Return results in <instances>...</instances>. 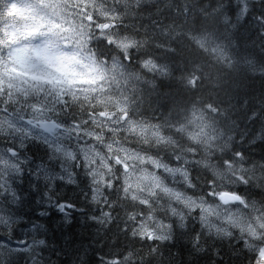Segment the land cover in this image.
I'll list each match as a JSON object with an SVG mask.
<instances>
[{"label": "clouds", "instance_id": "1", "mask_svg": "<svg viewBox=\"0 0 264 264\" xmlns=\"http://www.w3.org/2000/svg\"><path fill=\"white\" fill-rule=\"evenodd\" d=\"M124 2L127 4L128 0ZM13 3L19 5L20 0H0V104L13 109L18 119H23L27 113L28 123L41 128H46L49 121L56 124L53 116L63 121L62 117L68 114L56 109L53 101L61 104L67 101V106L80 115L82 123L84 114L89 111L95 112L93 119H98L102 111L114 112L116 120L127 111L132 118L140 97L133 99L123 94L114 72L117 65L128 67L133 49L139 52L136 44L126 47L120 44L126 35L119 30L123 14L118 15L117 24L112 28L102 29L99 34L89 29L81 38L74 39L67 32L53 27L51 20L59 23L57 17L45 19L50 14L41 0H31L32 8L44 13L40 19L22 18L18 12L12 11ZM208 6L206 3L205 7ZM132 7L138 8L139 0ZM221 8L225 13L223 22L212 29L211 38L203 42L193 41V46L207 59L209 66L221 72L209 75L197 65L196 71L186 75L184 86L197 95L187 106L186 114L171 124L168 132L173 138V148L179 149L185 159L189 155L194 158L197 171L203 178L201 183L207 185V190L196 187L195 192L199 193L197 202H202L210 214L199 211L198 216L192 218L199 222V230L203 233L200 241L204 251L199 253L211 249L215 255L217 250L219 254L226 250L233 240H247L252 246H264V196L249 199L238 190L240 186H257L264 177V160L252 155L264 153V0H226L219 8L213 7L211 12H205L203 8L201 12L203 17H210L219 13ZM187 11L185 8V15ZM32 29L38 31L29 35ZM244 33L255 47L241 50L237 41ZM188 39L192 40L191 33ZM139 70L151 73L153 77L170 75L169 69L151 55L141 56ZM118 91L122 98H117ZM201 92L205 95L201 96ZM156 99L162 112L172 110V102L160 97ZM4 122L8 127L13 126L9 117H5ZM65 151L72 153L70 159H64L62 153L58 155L65 168L70 169L76 151L72 148ZM92 151L91 146L85 151L90 166L94 163V157L89 155ZM25 155L28 158L25 167L28 168L33 158L27 152ZM50 155L48 153V158ZM43 165L49 170L48 177L40 167L32 168L33 176L42 182L47 202L64 213L58 207L63 204L58 203V199L69 186L82 190L77 176L57 179L59 171L47 163ZM0 170L3 171L0 184L15 188L9 177L16 181L22 175L8 167L7 159L0 161ZM186 172L187 179L191 172ZM57 180L63 181L59 191H56ZM209 185L216 196L208 194ZM92 188L90 204L98 202L96 197L103 194L101 186ZM259 188L264 189V186ZM226 191L239 194L243 202L233 200L226 203L219 199V194ZM160 194L156 191L150 198L160 197ZM137 195L144 197L149 193L140 190ZM20 199L18 196L13 202L10 194L0 192V209L12 211L7 205H15ZM201 216L206 219L202 220ZM3 224L4 236L11 240L13 225L7 220ZM39 241L45 243L44 239ZM0 251L7 254L6 264H20L14 250L2 247ZM73 264L79 262L74 260Z\"/></svg>", "mask_w": 264, "mask_h": 264}, {"label": "trees", "instance_id": "2", "mask_svg": "<svg viewBox=\"0 0 264 264\" xmlns=\"http://www.w3.org/2000/svg\"><path fill=\"white\" fill-rule=\"evenodd\" d=\"M65 1V3L60 2L57 9L65 21L64 32L74 39L81 38L89 29L99 34L102 30L101 25H108L107 29L112 28L117 24L118 15L123 14L124 19L119 23V30L126 35L120 42L127 45L136 44L139 48V52L133 49L136 55L133 54L128 67L117 65L114 69L123 94L130 95L134 99L137 96L140 97L137 102L138 107L132 114L131 124L125 126L121 120L114 123L115 125L110 123L111 119L104 117V114H109L106 111L100 112L98 119H93L96 114L94 111H89L93 117L88 114L84 116V120H91L92 126H82L80 129L93 131L94 139H98V134H100L104 142L109 141L135 153L162 160L170 168L179 166L183 169V166H186L187 171L191 172V182L195 183L197 188L207 190V185L201 183L203 178L197 171L194 158L189 155L185 159L179 149L173 148V138L168 136V132L170 125L175 123L181 115L186 114L187 106L195 100L197 95L184 86L186 75L196 71L197 65L209 75H219L221 72L220 69L209 66L207 59L193 46V41L203 42L205 39H210L209 33L218 23L223 22L225 15L221 8L219 13L203 17L201 9L211 12L213 7L219 8L226 3V0H139L138 8L132 7L136 4V0H128L127 4L124 0ZM206 3L208 7H205ZM185 8L188 10L186 15ZM195 26L197 27L194 28ZM190 32L192 40L188 39ZM237 44L241 46V50L256 46L254 43H249L247 33L240 37ZM148 50L150 51L147 52ZM147 55L154 56L161 65L167 67L170 75L153 77L151 73L139 70V57ZM116 95L118 99L122 98L120 91ZM200 95L203 96L205 93L201 92ZM157 97L172 102V110L162 112L158 107ZM253 100H256L255 96ZM11 113L12 115L15 113L8 114L13 126L8 127L4 118L0 117V129L4 130L5 135L8 133L20 135L16 129L25 127L20 125L17 118L13 120ZM126 113L128 114L127 111ZM65 118L71 121V116L68 114L63 116L62 120ZM53 119L77 134L76 131L79 129L74 126L76 121L62 123L56 116H53ZM77 120L80 121L79 114H77ZM128 124L129 122L126 123ZM72 132L69 137L62 136L63 149L79 147L83 154L85 151L80 145L82 139L79 136L81 133L85 135V132L80 131L77 138L72 137ZM31 136L32 139L29 140L31 146L27 154L33 159L29 161V170H26L20 179L13 183L21 199L15 205H7L12 211L4 212L0 209L2 213L0 214V248L8 247L14 250L20 264H73L74 260L79 264H109L112 260L119 261L120 264H247L248 259L253 255L246 249L238 251L243 249V241L238 240H233L226 250H221L219 255H215L211 249L205 253L197 252L192 246V239L197 234L203 236L199 230V222L193 220V214L188 215V210L183 204L171 200L164 193L160 194L164 205L162 206L160 202L154 215L163 219L165 223H172L173 230L168 233L151 222L149 227L158 228L159 234L170 236L171 239L161 243L159 251L162 255H149L152 242L144 240L137 232V228L141 231V226L137 223L138 214L144 211L147 216V210L135 203L124 192H115L114 189L111 193L106 192L104 180L101 181L99 178L107 177L112 173L104 169L101 163H95V161L93 166L98 168L95 176L98 185L95 186H101L103 194L98 196V202L88 203L92 195V187H95L92 183L93 177L86 175L85 170L80 169L77 180L82 190H74V186H69L58 199V203L75 205V208L68 210L70 215L66 218L65 214L59 212L55 205L47 202V198L43 196L42 182L38 181L32 173L33 167L39 168L45 163L54 166L56 171H60L58 163L47 159L48 153H53L55 145L45 143L44 138L37 139L38 136L35 133L31 132ZM97 146L103 149L101 145ZM105 151L103 149V153ZM177 155L182 157L179 164L175 159ZM252 155L264 160V153L260 155L253 153ZM95 159L97 158L94 157ZM183 161H187V164ZM61 174L64 173L61 172ZM180 177V172L175 176L165 173L161 179L176 191H184L187 182L180 181ZM33 185L36 187L34 188ZM62 185L63 181L57 180L56 191H59ZM262 186H264V177L260 178L257 186H240L238 190L249 199H259L264 196V189L259 188ZM186 194L192 196L193 199L199 195L191 189ZM105 196L115 205L110 208L105 207L101 202ZM169 204L171 208L177 210V216L171 215ZM134 214L136 215L135 220L132 219ZM181 214L184 216L186 214V223L183 228L179 227V215ZM194 214L198 216L199 211ZM20 216L23 218L20 219ZM4 220L13 225L11 240L4 236ZM33 237L36 239L29 244L19 245V241L26 239L30 241ZM39 239H44L45 243H34ZM9 241L12 242L11 245L8 244ZM202 242L207 244V241ZM28 245H31V248ZM6 260L7 254L0 251V264H6Z\"/></svg>", "mask_w": 264, "mask_h": 264}, {"label": "snow or ice", "instance_id": "3", "mask_svg": "<svg viewBox=\"0 0 264 264\" xmlns=\"http://www.w3.org/2000/svg\"><path fill=\"white\" fill-rule=\"evenodd\" d=\"M12 11L17 12V4H12ZM54 28L60 27V25L54 24ZM102 29H107L108 25H101ZM38 31V29H32L29 31V35L32 34V32ZM122 47L128 46L127 44L121 43ZM56 109H59L60 111H66L69 116H71V121H76L75 128L79 129L80 127H89L92 126L91 120H84L83 123L81 121L77 120V115L74 112V109L67 106V101L64 104H61L59 101H53L52 102ZM10 112L14 113L13 109L7 108L6 106L0 104V117H9L8 114ZM85 116L88 115V113L84 114ZM9 121L11 122V118H9ZM67 118H65L62 123H71ZM49 131L53 132L55 135V126H46ZM66 132H71V129H65ZM17 133H20V135H16L14 133H8L7 135L4 134V130L0 129V161H3L7 159L8 167L12 168L15 173L19 175H23L26 170H29V167L26 168L25 164L28 163V158L25 155V153L28 151L29 147L31 146L30 143L27 141L32 139L31 132L28 128L24 129H16ZM91 132L87 133L89 137L92 135ZM81 135H84V133H81ZM39 139V137H37ZM93 141L91 139L87 140L88 144H91ZM45 143H51L47 139H45ZM81 143H85V141H81ZM76 155L75 158L72 159L71 168L67 169L64 166V163L61 160L60 155L63 154L64 159H70L72 157V153L66 152L61 145L57 144L54 149L53 153L49 156V160L56 162L59 164V174L56 175L57 179H65L70 178L73 175H78L79 170L83 169L85 170V174L93 177V185L95 186L97 181L95 179L96 173H95V167L93 164L90 166L88 163V160L86 159V154L83 152L81 154V150L79 147L75 148ZM176 161L179 162L182 160V157L177 155L175 157ZM185 164H187V161H183ZM110 164L115 166V173L110 174L107 177H103L104 180V190L106 192L111 193L114 189L115 192H124L128 193L130 198L137 204H139L143 209L147 210V216H145L144 211H141L139 215V220L137 223L141 226L140 235L144 240L151 241V246L149 249V255L157 254L162 255L160 253V247L161 243L167 239L170 238V236L163 235V234H157V232L153 231L149 227V223H154L158 228L163 229L167 231L168 233H171L173 230L172 223H165L163 219L160 217H156L154 215L157 206L160 205V197L156 198H150L154 197V193L156 191H159L160 193L166 194L171 200H176L177 202L183 204L184 208L188 210V215L191 216L194 210L199 209L201 212H205L210 214V210L206 209L204 207V204L202 202H197L196 199H193L192 196H189L186 194V192L191 189L192 191H195L196 184L192 183L190 180L187 181V186L184 191H175L172 188L167 187L160 179V176L153 175L150 179L145 178L144 176H135L130 173H127L125 169L129 166L126 163H120L119 161H109ZM152 165H155L156 168H162L163 171L161 172V176L165 173H171L173 176H175L176 173L181 172L185 177H187V172L184 171L181 167L177 166L175 168H169L167 166L166 162H163L162 160H153ZM40 169L43 174L48 177L49 170L48 168H45L42 164L40 166ZM63 172L64 174H61ZM3 177V171L0 170V178ZM50 178V177H49ZM9 180L14 183L15 180H12L11 176L9 177ZM135 189V190H133ZM140 190H147L149 193V196L140 197L137 195V191ZM0 192H4L11 195V200L13 202L17 201L18 194L15 188H9L8 185L0 184ZM208 194L210 196H216V192L212 189V186L209 185L208 187ZM96 199L99 200V197H96ZM219 199L225 201L226 203L228 201H241L243 202V198L237 194L232 192H222L219 194ZM105 207H112L114 205V202H110L107 198V196L104 197L103 201H101ZM60 209H62L65 213V217L67 218L70 215L69 209L75 208V205L63 203L58 205ZM171 215L177 216V210L175 208H171V205H168ZM108 215V213H106ZM132 219H136V215L134 214L132 216ZM201 219H206V216H201ZM179 227L183 228L185 227L186 223V217L184 215H179ZM243 241V249H239L238 251H243L246 249L248 253L253 254L251 258L248 259L247 264H264V246H252L249 244L247 240H238ZM36 244H43L44 241H35ZM192 246L197 252L204 251L203 246L201 245L200 241V234H197L192 239ZM216 255H219V251L217 250ZM109 264H120L119 261L112 260L109 262Z\"/></svg>", "mask_w": 264, "mask_h": 264}, {"label": "rangeland", "instance_id": "4", "mask_svg": "<svg viewBox=\"0 0 264 264\" xmlns=\"http://www.w3.org/2000/svg\"><path fill=\"white\" fill-rule=\"evenodd\" d=\"M41 3H43L46 7H48V10H49L50 15L48 17H45V19H51V17H57L59 19V23H57L55 20H51L53 25L56 22L57 24H60L62 27H65V23L63 22V19L59 18V17H62V15L57 9L59 0H41ZM17 8H18L17 12L19 13V15L25 19H27L29 16H31L32 19H40L41 17L44 16V13L40 12L39 9L32 8L31 0H20V3L19 5H17ZM15 119H16V114L13 115V120ZM17 120H19L21 126H24L25 128L26 127L30 128L32 133L37 134L38 132L42 134L40 132L41 131L40 128L33 127L32 125L28 123L29 117L27 116V114H25L23 119L17 118ZM65 129H68V128L63 127V125L61 124V126L58 127V130L55 133V135L54 134L51 135V136H54L51 138V140L57 143V142H60V140L62 139V136L64 137L71 136L70 132H66ZM98 135H99L98 139H94L92 136L85 138L83 140L85 141V143H83V146L84 147L91 146V148L94 149V151L90 152L89 155L94 156V157H96L95 155H97L99 159L102 161V163L104 164L103 165L104 167L108 169H113L114 165L110 164L109 161L115 160V161H119L120 163L128 164L129 166L125 169V171L132 175L144 176L145 178H148V179H150L151 176L153 175L159 176V170L162 168H156L155 165H152V161L154 160L153 158L143 156L141 154L135 153L129 149L122 148L110 142H104L102 140L101 135L100 134ZM72 137L77 138L78 135L72 132ZM89 139L93 141L91 144L87 143V140ZM97 145H101L103 149L107 150L105 155L103 154V149H99ZM165 185L167 186V184ZM151 229L157 232V234H159L158 228H155V229L151 228Z\"/></svg>", "mask_w": 264, "mask_h": 264}, {"label": "bare ground", "instance_id": "5", "mask_svg": "<svg viewBox=\"0 0 264 264\" xmlns=\"http://www.w3.org/2000/svg\"><path fill=\"white\" fill-rule=\"evenodd\" d=\"M163 3V2H162ZM152 6V5H151ZM162 6V5H161ZM125 7V6H124ZM158 7V6H157ZM120 8H122V7H120ZM148 8V7H147ZM149 8H150V6H149ZM163 8V7H162ZM156 9V8H155ZM146 10V9H145ZM161 11V10H160ZM146 12V11H145ZM140 13V12H139ZM157 13V12H156ZM155 13V14H156ZM130 14V13H129ZM154 14V13H153ZM151 15H152V13H151ZM136 17V16H135ZM130 19V18H129ZM130 21V20H129ZM185 21V20H184ZM189 22V21H188ZM196 22V21H195ZM194 23V22H193ZM181 24H182V22H181ZM175 25H176V23H175ZM194 25H196V24H194ZM207 26V25H206ZM215 26V25H214ZM186 27V26H185ZM197 26H195L194 28H196ZM198 27H201V26H198ZM202 27H203V25H202ZM121 28V27H120ZM206 29V28H205ZM202 30V29H201ZM204 30V29H203ZM208 30V29H207ZM197 31V30H196ZM191 33V32H190ZM197 33V32H196ZM184 34V33H183ZM199 35V34H198ZM130 45V44H129ZM143 49H145V48H143ZM146 50H147V48H146ZM134 51V50H133ZM150 50H148L147 52H149ZM146 52V53H147ZM135 54V53H134ZM136 55V54H135ZM134 55V56H135ZM138 56V55H137ZM136 56V57H137ZM141 58V56L139 57V59ZM136 60V59H135ZM181 78H183L182 76H181ZM188 95V94H187ZM189 95H191V94H189ZM192 96H193V94H192ZM188 97V96H187ZM193 98V97H192ZM134 99V98H133ZM187 100H188V98H187ZM191 101V100H190ZM189 101V102H190ZM107 112V111H106ZM107 113H109L110 115H111V117H110V123H118V121L119 120H121V121H123V124L125 123V126H129L130 124H131V119L129 118V113L127 114L126 113V111H123V114L120 116V119L119 120H116L115 119V113L114 112H107ZM88 114L90 115V117H93V114L92 113H90V112H88ZM163 120H161V122H162ZM129 122V124L128 125H126V123H128ZM165 122V121H164ZM115 125V124H114ZM69 128V127H68ZM79 130L81 131V132H85V135L84 136H82V135H80L79 137L82 139V141L85 139V138H88L89 136L87 135V133H89V132H93V131H88V130H83V129H80L79 128ZM79 130H77L76 131V133L77 134H80V131ZM71 132H72V130H71ZM163 134V133H162ZM168 136H170V135H168ZM96 156V158L97 159H95L94 161H95V163H97V162H99V163H101V165H102V167H103V163H102V161L99 159V157L97 156V155H95ZM48 159V158H47ZM94 164V163H93ZM56 165V164H55ZM104 169H107L108 171H111V173L112 174H114L115 173V166L113 167V169H108V168H106V167H103ZM95 169H98L97 167H95ZM183 169H186V170H184V171H187L188 170V168L186 167V166H183ZM98 171H100V170H98ZM181 173V172H180ZM99 180H101V181H103V179L102 178H99ZM191 181V176L189 177V178H187L186 179V177L181 173V177H180V181H184V182H187V181ZM104 182V181H103ZM69 195V194H68ZM125 195H127L128 197H130L129 196V194L128 193H125ZM83 199V198H82ZM79 200V199H78ZM73 201V200H72ZM77 202V201H76ZM160 202L162 203V206L164 205L163 204V199H160ZM115 205V204H114ZM25 207V206H24ZM119 210V209H118ZM196 211H200L199 209H196ZM196 211H194V212H196ZM194 212L192 213L193 214V216H195V214H194ZM185 217H186V214H185ZM32 218V217H31ZM150 228H152V227H150ZM154 229V228H153ZM137 232L140 234V229L139 228H137ZM39 236V235H38ZM34 239H36V237H33V238H31L30 239V241H27V239L26 240H22V241H19V245L20 246H24V245H27V244H29L31 241H33ZM40 240V239H39ZM27 241V242H26ZM8 244H12V242L11 241H9L8 242ZM33 245V244H32ZM29 246V245H28ZM34 247V246H33ZM27 249V248H26ZM118 249V248H117ZM29 250V249H28ZM47 251V250H46ZM40 253V252H39ZM23 256V255H22ZM35 256V255H34ZM21 257V256H20ZM36 258V257H35ZM38 258H40V257H38ZM23 259V258H22ZM26 260V259H25ZM35 261V260H34ZM73 261V260H72ZM90 261V260H89ZM39 264V263H38ZM49 264V263H48Z\"/></svg>", "mask_w": 264, "mask_h": 264}, {"label": "water", "instance_id": "6", "mask_svg": "<svg viewBox=\"0 0 264 264\" xmlns=\"http://www.w3.org/2000/svg\"><path fill=\"white\" fill-rule=\"evenodd\" d=\"M48 126H53V123L48 122ZM43 129H45L46 131H49L48 128H43Z\"/></svg>", "mask_w": 264, "mask_h": 264}]
</instances>
